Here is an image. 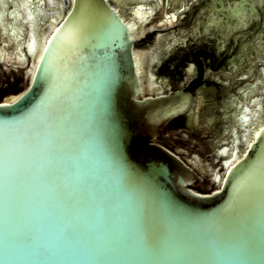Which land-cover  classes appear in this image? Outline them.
<instances>
[{
	"label": "water",
	"instance_id": "95a60500",
	"mask_svg": "<svg viewBox=\"0 0 264 264\" xmlns=\"http://www.w3.org/2000/svg\"><path fill=\"white\" fill-rule=\"evenodd\" d=\"M8 1L0 264H264V87L235 91L212 164V109L232 86L201 89L161 69L178 49L153 60L161 39L144 25L159 0ZM178 86L196 91L195 120L170 122L195 106L190 91L164 90Z\"/></svg>",
	"mask_w": 264,
	"mask_h": 264
},
{
	"label": "flooded vegetation",
	"instance_id": "af4514ba",
	"mask_svg": "<svg viewBox=\"0 0 264 264\" xmlns=\"http://www.w3.org/2000/svg\"><path fill=\"white\" fill-rule=\"evenodd\" d=\"M155 1L151 0V3ZM8 2L16 4L19 1L9 0ZM174 12L177 13L176 20L180 21V25L172 34H167V29L162 27L168 25L165 21L166 16H170ZM144 27L146 29L154 27L155 29L150 30L155 32L153 37L161 39L155 48H150L153 50V60L157 58L160 62L165 50H179L173 60L164 58L161 69L166 67L171 69L172 65L175 70L181 71L183 81L189 80L190 86L200 83L201 89H206V86H209L208 88L219 90L223 86H232L231 91L220 101V105L212 109L217 115L214 116L213 121L221 125V132L213 140L205 142L212 164H214L213 159H218L220 164L221 155L213 153L212 148L217 151L215 145L222 147V141L219 143V136L223 131L225 132L223 125L229 124L233 118V112L226 114V110L239 105L234 104V99L237 98L234 94L235 91L241 90L242 92L249 87H254L258 82V87H264L262 78L264 76V0H180L179 2L159 0L158 9ZM140 44L141 47H145L142 46L141 40L136 46ZM178 88L186 89L193 94L195 106L185 115L178 116L170 122L178 118H185L190 113H194L193 119L195 120L199 116L196 102L200 103L196 91L187 86L165 88L164 90ZM256 90L257 88L254 90L252 88V90L242 93V97L246 98ZM260 93H264V90ZM257 97L255 96V98ZM262 99L264 107V94ZM178 123L179 126L184 125L182 120ZM180 129L182 135L185 134V131L186 134L190 133V130L185 127ZM223 135L225 136V134ZM158 141L174 149L170 143L161 141L159 137ZM186 147L189 149L191 146L186 145ZM210 175L213 178L212 172ZM199 182L200 180L196 184ZM195 186L194 188L198 189Z\"/></svg>",
	"mask_w": 264,
	"mask_h": 264
},
{
	"label": "snow or ice",
	"instance_id": "6c2138e0",
	"mask_svg": "<svg viewBox=\"0 0 264 264\" xmlns=\"http://www.w3.org/2000/svg\"><path fill=\"white\" fill-rule=\"evenodd\" d=\"M154 240H155V237H154Z\"/></svg>",
	"mask_w": 264,
	"mask_h": 264
}]
</instances>
